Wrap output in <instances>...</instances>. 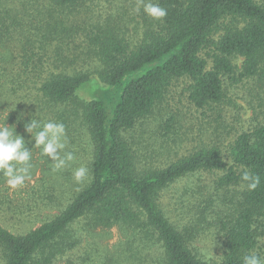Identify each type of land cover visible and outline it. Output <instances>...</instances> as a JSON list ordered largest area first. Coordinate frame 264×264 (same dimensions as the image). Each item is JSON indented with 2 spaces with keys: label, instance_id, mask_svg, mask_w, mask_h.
Here are the masks:
<instances>
[{
  "label": "trees",
  "instance_id": "obj_1",
  "mask_svg": "<svg viewBox=\"0 0 264 264\" xmlns=\"http://www.w3.org/2000/svg\"><path fill=\"white\" fill-rule=\"evenodd\" d=\"M40 1L44 7L47 2V11L30 13L26 25L0 0V123L7 116L4 123L13 126L14 117L23 119L25 113L30 119L58 118L71 107L67 116L86 128L92 161L88 182L59 214L24 234L0 224L3 264H57L83 243L85 254L74 264H93L100 255L104 264H243L264 235V123L240 132L223 149L200 144L163 167L139 166L129 133L182 78L197 109L221 103L226 81L254 78L264 86V0H155L167 15L138 46L131 49L110 27L96 26L87 34V48L71 55L66 39L76 31L66 25V15L79 11L85 0L22 4L35 7ZM18 26L31 32L37 27L27 48L9 46ZM84 54L99 67L66 65ZM238 57L241 68L234 62ZM93 83L99 97L92 92V99H80L77 93ZM18 97L30 100L23 110L14 107ZM22 121L30 143L29 120ZM172 121H165L166 132ZM242 169L260 176L255 190L241 180ZM202 171L219 173L213 181L222 191L219 207L212 205L213 194L199 205L170 193L175 182ZM4 184L0 173V206ZM114 228L119 240L110 246ZM214 229L221 254L208 260L197 244L208 241Z\"/></svg>",
  "mask_w": 264,
  "mask_h": 264
},
{
  "label": "rangeland",
  "instance_id": "obj_2",
  "mask_svg": "<svg viewBox=\"0 0 264 264\" xmlns=\"http://www.w3.org/2000/svg\"><path fill=\"white\" fill-rule=\"evenodd\" d=\"M23 1L2 0V4L7 9L17 11L20 21H26V25L30 13L37 15L39 12L47 11L49 7L46 1L45 7L44 1L38 2L35 7H31L29 3L22 4ZM146 2L148 0H143V2L142 0H85L79 11L68 12L69 14L66 15V25L75 27L76 31V35L74 34L71 40L66 39L65 49H68L66 54L71 55L73 51L86 49L87 34L96 26L110 27L127 42L131 49L138 46L147 39L149 32L157 27L158 19L148 16L143 9V3ZM152 2L155 3V0ZM20 27H15V31L9 35V46L12 49L27 48L28 36L31 37L37 32V27L32 32L30 27L25 26L23 29ZM242 61L241 57L234 59L238 68H241ZM66 65L76 69L87 66L98 68L99 62L84 54L72 64L66 61ZM187 85V79L182 78L175 81L166 100L155 109L150 117L140 122L129 133V140L138 156L139 166H166L190 153L200 144H217L223 149L240 132L249 131L256 125L264 123V86L254 78H244L237 83L226 81L224 100L204 109H197L189 101ZM92 92L95 93L94 97H99L94 83L82 88L77 94L80 99L90 100L93 98ZM24 103L27 105L30 100L26 97L23 99L18 97L14 101V107L23 110L26 106ZM70 109L72 108L67 106L66 114L58 115V118L44 116V119H40L65 125L67 146L60 155L72 152L75 159L58 171L53 170L54 162L42 154V149L34 146L35 142L30 134L28 133L30 143H28L29 138L23 135L22 120L28 118L30 121L31 116L25 113L23 119L14 117L15 133L25 139L26 147L32 152L31 163L33 165L30 178L25 181L22 188L11 189L7 183L1 188L0 210L2 213L10 210L14 215L10 217L0 214V224L14 233L24 234L59 214L73 195L89 180V173L88 179L81 183H77L73 178V172L77 167L84 165L89 169L93 148L86 128L79 120L76 122L75 118L67 116ZM61 111L64 112L63 109ZM169 117L173 118L170 124L172 127L166 132L164 125ZM218 174L202 171L186 176L170 187V193L174 196L183 194L185 201L187 197H190L199 205H205L208 197L213 194L211 198H214L215 202L212 205L217 204L219 207L222 191H216L213 183ZM212 232L207 244L205 241L197 244L203 252V257L208 260L217 259L221 254L222 240L215 229ZM112 233L110 246L119 240L118 229H112ZM83 245L84 243L78 249L68 252L66 257L57 264L81 262L86 250ZM255 252L264 257V235L259 238ZM153 255L156 257V252ZM100 256L94 258L93 264H104L103 256ZM145 257L149 259L148 256ZM0 264H3L1 258Z\"/></svg>",
  "mask_w": 264,
  "mask_h": 264
},
{
  "label": "clouds",
  "instance_id": "obj_3",
  "mask_svg": "<svg viewBox=\"0 0 264 264\" xmlns=\"http://www.w3.org/2000/svg\"><path fill=\"white\" fill-rule=\"evenodd\" d=\"M143 2V0H142ZM145 13L154 19H163L167 15V10L153 3L152 0L143 3ZM7 117V116H6ZM0 123V173L6 180L11 189L22 188L25 181L30 178V170L33 167L31 163L32 152L26 147L25 139L15 133V126H7L4 121ZM26 132L34 139L35 147L42 149V154L54 162L53 170L58 171L65 168L75 157L72 152H65L60 155L67 146L65 125L54 121H42L38 118H32L25 125ZM89 169L81 165L73 172V178L77 183L88 179ZM241 180L246 182L248 190H255L261 182L259 175L250 173L247 169H242ZM242 187L244 185H241ZM212 238V246L214 244ZM207 244V241H205ZM210 249V251H211ZM243 264H264V257L257 252L252 251L243 257Z\"/></svg>",
  "mask_w": 264,
  "mask_h": 264
}]
</instances>
